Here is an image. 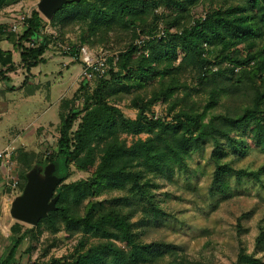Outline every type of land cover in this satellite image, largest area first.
<instances>
[{"label":"trees","instance_id":"1","mask_svg":"<svg viewBox=\"0 0 264 264\" xmlns=\"http://www.w3.org/2000/svg\"><path fill=\"white\" fill-rule=\"evenodd\" d=\"M19 1L0 0V10ZM198 6L204 10L196 15ZM157 8H167L171 14L157 13ZM46 22L59 33L46 34ZM75 25L81 28L76 42L89 47L114 33L141 38L108 58L110 68L95 78L91 91L80 85L75 97L83 102L80 109L66 111L75 102L73 96L60 100L56 149L44 163L36 160L34 164L28 153L16 157L14 152L13 160L26 167L21 175L24 182L17 181V192L22 191L29 169L51 162L56 165L55 172L62 178L53 194H58L57 208L34 228L60 221L67 232L82 233L84 240L64 264H182L181 259L161 263L165 254H174L172 245L135 239L130 221L133 211L124 210L132 208L129 197L101 211L94 210V202L83 206V201L103 190L124 191L129 186L149 202L150 213L145 217L151 214L156 219L165 213L148 196L153 179H171L175 171L186 172L188 159L208 141L213 145L209 157L214 165L212 183L219 192L231 196L228 175L238 182L261 180L264 166L235 169L225 158L230 153L243 157L251 145L264 152V0H73L48 21L33 9L19 32L8 31L0 23V42L17 48L19 65L30 72L47 61L45 53L54 38L65 39V30ZM28 41L34 45L25 46ZM15 70L12 50L0 46V80H8L7 73ZM186 73L193 81L187 82ZM124 96H131L134 118L126 117L115 102ZM158 102L167 105L166 115L154 114L152 106ZM219 108L224 110L214 111ZM70 163L94 170L86 180L62 183ZM21 229L20 223L12 226L0 264L16 261L20 245L33 230ZM90 237L100 240L85 249ZM233 264L264 261L240 250Z\"/></svg>","mask_w":264,"mask_h":264},{"label":"rangeland","instance_id":"2","mask_svg":"<svg viewBox=\"0 0 264 264\" xmlns=\"http://www.w3.org/2000/svg\"><path fill=\"white\" fill-rule=\"evenodd\" d=\"M38 1L21 0L4 7L0 10V23L8 27L17 15H29L33 9H37ZM166 9L157 8L155 12L171 14ZM203 10L204 7L198 6L194 12L199 15ZM162 27L163 24L159 23L158 28ZM44 32L59 33L49 22H46ZM80 33L81 28L75 25L65 30L64 37L77 40ZM140 38L141 36L133 39L130 34L114 33L103 42L90 45V48L104 52L110 58L124 50L130 42H140ZM1 45L14 53L16 70L7 73L8 80H0V149L13 146L16 157L20 152L28 153L34 164L37 163L36 160L44 163L46 157L56 149L61 98L70 99L73 96L74 99L79 94L82 83L91 91L95 87V78L83 80L79 77L80 63L70 61L69 56L58 52L53 45L45 53L47 61L26 73L19 65L18 49L13 50L8 41ZM68 60L69 67H63L62 64ZM25 76L28 83L24 90L19 86ZM184 77L187 82L192 80L187 73ZM11 86L15 88L11 89ZM31 88H34L35 93L26 95L25 92ZM130 99L131 96H124L115 102L126 117L134 118L136 109L130 105ZM73 103L67 105V112L74 107L80 109L83 104L81 99L76 98ZM152 110L155 115L164 116L167 114V105L158 102L152 106ZM222 110L224 109L219 108L214 111ZM78 123L79 118L72 123L71 133ZM41 124L43 126L35 130ZM141 137L145 135L142 134ZM130 141L131 137L128 136L127 143ZM212 147V143L208 141L201 152L194 153L188 159L186 172L175 171L171 179H153V185L148 188V196L153 197L154 202L165 213L156 219L151 214L149 218L145 217L150 213L149 202L140 194L133 193L129 186L124 191L103 190L85 199L83 206L94 202V210L101 211L111 203L129 197L132 208L125 207L124 210L133 211L130 221L135 239L140 243L170 244L174 247V254H165L160 260L164 262L161 263L181 259L182 264H233L240 250L264 261V174L260 181L242 179L238 182L235 176H226L231 194L226 197L212 183L214 165L209 158ZM225 160L235 169L257 170L264 166V152L251 145L243 157L230 153ZM25 169L22 161L13 160L12 176L19 183L24 182L21 175ZM93 170L94 167L84 170L70 163L66 168V179L62 183L86 180ZM0 183V255L8 245L12 226L20 223L21 230L30 227L33 230L20 245L13 264H64L71 261V255L84 240L82 233L67 232L64 223L60 221L54 226L42 224L34 228L13 219L9 209L13 199L20 193L17 192V187L15 190L8 187L1 177ZM99 240L90 237L84 244L85 249ZM114 242L125 250L128 249L124 242L115 239ZM26 249H29V253L25 252Z\"/></svg>","mask_w":264,"mask_h":264},{"label":"water","instance_id":"3","mask_svg":"<svg viewBox=\"0 0 264 264\" xmlns=\"http://www.w3.org/2000/svg\"><path fill=\"white\" fill-rule=\"evenodd\" d=\"M73 0H39L37 9L50 20L63 4ZM56 165L48 163L43 167L34 166L25 173L26 182L20 194L12 201L9 214L20 222L34 226L48 212L54 211L58 194H54L62 178L56 174Z\"/></svg>","mask_w":264,"mask_h":264},{"label":"built area","instance_id":"4","mask_svg":"<svg viewBox=\"0 0 264 264\" xmlns=\"http://www.w3.org/2000/svg\"><path fill=\"white\" fill-rule=\"evenodd\" d=\"M27 15H17L7 29L11 32H19L24 26V19ZM55 35V34H54ZM33 41L25 42V46H33ZM53 47L60 53L69 56L70 61H78L81 65L80 77L85 80L103 77L110 64L108 56L104 52H97L86 44H79L76 40L54 38ZM75 50V53H72ZM14 147L0 149V177L6 181V185L12 190L17 187V180L12 176ZM10 179L8 181L7 179Z\"/></svg>","mask_w":264,"mask_h":264},{"label":"crops","instance_id":"5","mask_svg":"<svg viewBox=\"0 0 264 264\" xmlns=\"http://www.w3.org/2000/svg\"><path fill=\"white\" fill-rule=\"evenodd\" d=\"M2 42H5V41H1V42H0V46H1L4 50H6V48H4V47L1 45ZM13 54H14V53H13ZM69 60H70V59H69ZM69 60H68L66 63H63L62 66L65 67V68H68V67H69V64H70V63H69ZM80 66H81V65H80ZM26 73H30V72H26ZM26 76H27V75H26ZM26 76L24 77L22 83H21L20 86H19V88L23 87L24 90H25V86H26V84L28 83ZM79 77H80V75H79ZM8 78H9V77H8ZM11 87H13V88H11ZM11 87H10L11 89H14V88H15L14 86H11ZM28 91H29V90H28ZM28 91L25 92L26 95H33V94L35 93V92H33L32 94H29L30 92L28 93ZM62 98H66V97H62ZM62 98H61V99H62ZM40 126H43V125L41 124V125L37 126V127L35 128V130H36L38 127H40ZM6 147H7V146H6ZM10 147H11V146H10ZM12 147H13V146H12Z\"/></svg>","mask_w":264,"mask_h":264}]
</instances>
